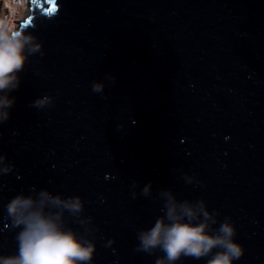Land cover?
<instances>
[{
	"label": "water",
	"instance_id": "95a60500",
	"mask_svg": "<svg viewBox=\"0 0 264 264\" xmlns=\"http://www.w3.org/2000/svg\"><path fill=\"white\" fill-rule=\"evenodd\" d=\"M37 4L19 28L44 55L18 74L0 125L14 165L0 176V255L17 252L6 204L34 188L82 199L91 264H155L163 253L137 252L136 235L171 191L204 200L214 227L230 218L244 249L233 264H264V0H55L51 19L50 0ZM44 95L53 107H29Z\"/></svg>",
	"mask_w": 264,
	"mask_h": 264
},
{
	"label": "clouds",
	"instance_id": "9594fccd",
	"mask_svg": "<svg viewBox=\"0 0 264 264\" xmlns=\"http://www.w3.org/2000/svg\"><path fill=\"white\" fill-rule=\"evenodd\" d=\"M37 8V0H32ZM50 8V7H49ZM46 8L42 15L51 19L57 12ZM28 28H13L7 22H0V125L10 119V109L15 97L9 94L20 86L19 73L24 71L29 57L44 55L42 44ZM115 83V77L107 76ZM105 85L92 82L93 93L102 94ZM54 106V98L44 95L29 107L43 110ZM14 165L0 154V176L13 171ZM186 184H199L194 176L183 177ZM138 184L132 181V188ZM151 183L145 185L140 196L150 197ZM29 195L17 194L6 204L7 216L16 232L17 252L0 255V264H91L96 250L93 239L89 238L96 229L91 227L92 217H83L84 203L79 196L63 197L48 190ZM133 200L137 192H131ZM162 201L153 226L137 232L135 250L146 254L156 251L163 255L155 264H177L182 258L205 259L206 264H233L244 254L242 246L235 242L236 229L225 217L217 225L219 213L209 212L204 200H178L171 191L159 193ZM76 224L82 231L74 230Z\"/></svg>",
	"mask_w": 264,
	"mask_h": 264
},
{
	"label": "rangeland",
	"instance_id": "374dc122",
	"mask_svg": "<svg viewBox=\"0 0 264 264\" xmlns=\"http://www.w3.org/2000/svg\"><path fill=\"white\" fill-rule=\"evenodd\" d=\"M4 7L8 10L6 17H3V22H7L10 27L19 28L30 14L31 0H2Z\"/></svg>",
	"mask_w": 264,
	"mask_h": 264
},
{
	"label": "flooded vegetation",
	"instance_id": "af4514ba",
	"mask_svg": "<svg viewBox=\"0 0 264 264\" xmlns=\"http://www.w3.org/2000/svg\"><path fill=\"white\" fill-rule=\"evenodd\" d=\"M8 9L6 7H4V2H2V0H0V22L2 20L3 17H6L8 14Z\"/></svg>",
	"mask_w": 264,
	"mask_h": 264
},
{
	"label": "snow or ice",
	"instance_id": "6c2138e0",
	"mask_svg": "<svg viewBox=\"0 0 264 264\" xmlns=\"http://www.w3.org/2000/svg\"><path fill=\"white\" fill-rule=\"evenodd\" d=\"M50 3L52 4V7H50L48 10L50 12H53V11H55V0H50Z\"/></svg>",
	"mask_w": 264,
	"mask_h": 264
}]
</instances>
